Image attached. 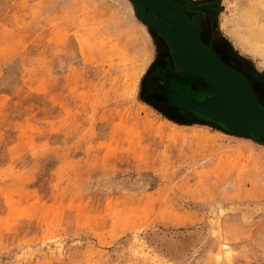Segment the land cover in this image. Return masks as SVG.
Returning a JSON list of instances; mask_svg holds the SVG:
<instances>
[{
	"label": "rangeland",
	"instance_id": "rangeland-1",
	"mask_svg": "<svg viewBox=\"0 0 264 264\" xmlns=\"http://www.w3.org/2000/svg\"><path fill=\"white\" fill-rule=\"evenodd\" d=\"M191 1L264 107V0ZM167 47L130 0H0V264H264V137Z\"/></svg>",
	"mask_w": 264,
	"mask_h": 264
},
{
	"label": "water",
	"instance_id": "water-1",
	"mask_svg": "<svg viewBox=\"0 0 264 264\" xmlns=\"http://www.w3.org/2000/svg\"><path fill=\"white\" fill-rule=\"evenodd\" d=\"M135 16L153 28L170 48L173 61L185 74L207 81L213 92L197 100L187 90L181 96L183 106L202 117L222 125L236 136L264 137V107L258 102L247 78L226 64L199 38V23L190 21L174 0H130ZM187 3L196 12L201 5ZM214 0L211 5H218ZM157 15L156 16H154Z\"/></svg>",
	"mask_w": 264,
	"mask_h": 264
},
{
	"label": "flooded vegetation",
	"instance_id": "flooded-vegetation-1",
	"mask_svg": "<svg viewBox=\"0 0 264 264\" xmlns=\"http://www.w3.org/2000/svg\"><path fill=\"white\" fill-rule=\"evenodd\" d=\"M173 3H174V1H173ZM177 7L183 12V13H185V15L187 16V18L190 20V21H192V22H197L195 19H192L191 18V16H190V14H191V8L189 7V5L188 4H184V5H179V4H177ZM205 7V6H204ZM203 7V8H204ZM202 14H205V12H202ZM204 17H201V19H203ZM201 19H199V21H198V23H199V38H200V40L204 43L205 42V40H207L210 44H211V37H212V34L210 33L211 32V29L209 28H206V27H204L203 26V24H202V20ZM212 46H213V44H212ZM168 48V47H167ZM219 47H216L215 46V48H213L212 47V49L216 52V53H219L218 51H220L219 49H218ZM168 51L170 52V49L168 48ZM220 56H221V58L227 63L228 61H230V60H228L229 58L227 57L228 55H225L224 56V54L222 55V54H220ZM229 57H231V56H229ZM163 60H165L164 58H162ZM163 60H161V62L163 61ZM179 81V80H178ZM175 86H174V89L178 92V95H173V97L176 99V100H179V97L180 96H182V95H184L185 93H186V91L187 90H190L191 91V93H192V95L197 99V100H201L205 95H209V94H200V93H198L197 91H195V90H191L190 89V86H185L186 85V83L184 82V81H180V82H177V84L175 83L174 84ZM171 87V86H170Z\"/></svg>",
	"mask_w": 264,
	"mask_h": 264
}]
</instances>
